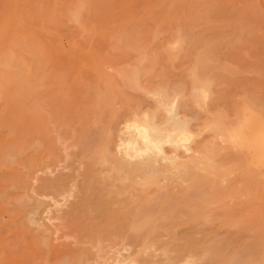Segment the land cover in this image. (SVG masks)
I'll return each mask as SVG.
<instances>
[{"label": "rangeland", "instance_id": "1", "mask_svg": "<svg viewBox=\"0 0 264 264\" xmlns=\"http://www.w3.org/2000/svg\"><path fill=\"white\" fill-rule=\"evenodd\" d=\"M29 68L45 70L41 88L33 85L31 106L36 111L40 103L41 129L54 130L59 157H47L52 141L45 142L39 153L43 158L36 164L42 169L29 188L45 206L41 221L53 230L52 255L39 240H31L34 225L15 221L21 213L0 221L6 241L14 242L12 246L22 242L18 252L24 243H32L35 252L24 253L27 264H264V155L258 164H250L244 153L235 152L245 165L235 153L231 158L228 151L236 150L235 140L227 141L220 130L236 129L246 116L264 123V0H0V216L6 219L17 214L21 202H15L24 197ZM133 124L155 134L173 129L178 151L187 153L185 163L174 160L168 171L154 172V150L140 142ZM135 136L140 141L128 143ZM227 142L234 147L227 149ZM162 144L169 150L173 143ZM134 145L143 150L137 153ZM128 160L133 167L138 160L147 166L135 171ZM241 172L247 174L242 177ZM58 176H69V184L64 181L68 190L63 183V194L46 189L48 193L40 195L41 180ZM219 184L221 189L225 185L223 192ZM205 187L214 191L207 193ZM133 198L148 214L152 205L157 213L160 203L167 208L169 200L180 203L166 212L162 207L146 224L148 214L141 215L136 245L128 237L135 232L133 224L118 219V204L130 206ZM211 198L217 205L207 203ZM221 198L225 205L219 203ZM153 199L159 205L151 204ZM70 201H81L83 209L90 210L75 216L82 234L67 235L62 228L64 220L73 219L63 218ZM197 207L201 210L196 212ZM103 208L107 212L94 216Z\"/></svg>", "mask_w": 264, "mask_h": 264}, {"label": "bare ground", "instance_id": "2", "mask_svg": "<svg viewBox=\"0 0 264 264\" xmlns=\"http://www.w3.org/2000/svg\"><path fill=\"white\" fill-rule=\"evenodd\" d=\"M31 69V70H30ZM44 73H45V70L44 69H33V68H29V70H28V73H27V78H28V81H27V85H28V90H27V92H28V110H29V114H28V129H24L25 130V140H26V145L28 146V150L26 151V157H27V162H25L24 163V169H25V171H24V183H22V186L21 187H23L22 188V190H23V195H24V197L22 198V199H19L18 200V202H15V203H19V201L21 202L20 204H18V207H16V209H18L17 210V214H10V212H9V217H7V219L6 218H4L3 217V215L2 216H0V221L1 222H8L7 220H10L11 218H13V216H15V215H18L19 213H21V215H19V216H15L14 218H16L17 220H15V221H17V222H20V224H28V226L30 227L31 225H29V224H32V225H34V227L33 228H31L32 229V233H31V235H30V237H31V240L33 241V242H35V243H37L38 242V240H39V242H41L46 248H48V252H51L52 250V247L50 248V237H49V234L53 231L50 227H48L45 223H43L42 221H41V218H42V216H41V213L43 212V210L45 209V206H43L42 205V201L41 200H39V199H35V198H33V196L30 194V192H29V188H32L31 187V184H32V182H31V179L32 178H35V173H36V171L37 170H39V169H42L39 165V167L38 166H36V164L38 163V161H40L43 157H41L40 155H39V153L43 150V147H44V144H45V142H48V141H52L51 143H52V146H51V148H50V150H49V148L47 149V157L49 158L50 156V158H53L52 160H54V159H56V160H58V157H59V155H56V151H55V149L56 148H58V144H56L55 143V139H56V134H54L53 133V129H41V126H42V123H43V111L41 110V106L39 105L40 103H38L37 104V108H36V111H34L33 110V107L31 106V104L33 103V100H32V94H33V85L34 84H37V87H38V89H40L41 87L40 86H42V84H43V79H44ZM41 75H42V77H41ZM253 109V108H252ZM261 113V112H260ZM177 116V115H176ZM175 116V118H174V120L175 119H177V120H179L178 119V117H176ZM246 118H250V117H245L244 119L245 120H243L241 123H238L237 124V127H236V129H225L226 131L224 132V129H220L223 133H224V135L226 134V136H227V141H229V142H232L233 143V140H235V147L231 144V145H228V144H230L229 142H227L226 143V145H228V147H227V149H232L231 147L229 148V146H233L236 150L234 151V152H232V154H231V151H228L229 152V155L231 156V155H234L233 153H239V155L241 154V153H244V157H246V158H248V160H249V163L250 164H252V163H256V161L258 160V159H260V158H262V155H264V123L263 122H261V121H259V119L257 120V118L256 119H246ZM36 123H37V125H39V127H38V129H36L35 128V125H36ZM134 126H135V128H137L136 129V131H137V133H135V135L136 134H139L140 133V135H141V138H142V140L143 141H140V139H137V137L135 138L134 137V139L132 138V140L130 141V142H128V143H130L131 145H133V144H135V143H138L139 141L141 142V143H145V145L146 146H150L151 148H153V150H154V155H153V157H152V162H151V168L154 170V172H156V173H163V171L165 170V171H168V168H169V166L170 165H172V163H174L175 161L174 160H177V161H180L179 162V164H181V165H183L184 163H185V161H184V157H187V153H186V151H184L183 153H180L181 151L177 148V147H179L178 146V144H176V143H178L177 142V136H178V134H175L174 133V130L172 129V130H169L168 132H164L163 134H161V133H158V131L159 130H157V133L158 134H155V133H151V132H149V129H147V127L146 126H144L143 124H138V125H136V124H133ZM23 131V130H22ZM219 133V135H220V131L218 132ZM223 135V134H222ZM225 136V137H226ZM214 138V137H213ZM224 138V137H223ZM137 139V140H136ZM222 139V138H221ZM229 139V140H228ZM120 140V139H119ZM224 140H226V139H224ZM163 142H170V143H175L172 147L170 146V149L169 150H166V148L163 146ZM177 145V146H176ZM224 145V144H223ZM120 146V145H119ZM10 147V146H9ZM134 147V149L136 150V152L138 153L141 149L143 150V147H141L140 149L138 148V147H136L135 145L133 146ZM117 148V147H116ZM172 148V149H171ZM219 148V147H218ZM224 148V147H223ZM222 147H221V151H222V149H223ZM118 149V148H117ZM185 149H187V148H185ZM220 149V148H219ZM180 152H179V151ZM190 150V149H189ZM223 150H225V151H223L225 154V156L228 154L227 153V150L226 149H223ZM220 151V150H219ZM220 151V152H221ZM196 152V151H195ZM216 152V151H215ZM27 153H28V155H27ZM118 153V152H117ZM227 153V154H226ZM235 153V157H238V155ZM119 154V153H118ZM127 154V153H126ZM194 154V153H193ZM197 154V153H196ZM195 154V155H196ZM221 154V153H220ZM212 155V154H211ZM223 155V154H222ZM237 155V156H236ZM126 156V155H125ZM213 156V155H212ZM229 156V157H230ZM242 156V155H241ZM10 157H11V155H10ZM56 157V158H55ZM146 157V156H145ZM224 157V156H223ZM129 158V157H128ZM143 158V157H142ZM228 158V157H227ZM231 158H232V156H231ZM234 158V157H233ZM238 158H242V157H238ZM11 159V158H10ZM131 160H133V158H130ZM141 159V158H140ZM148 159H150V158H148ZM230 159V158H229ZM235 160H237V158H234ZM240 159H238V160H240ZM242 159H244V158H242ZM241 159V160H242ZM12 160V159H11ZM55 160V161H56ZM163 160V161H162ZM188 160V159H187ZM211 160H212V158H211ZM237 160V161H238ZM262 160V159H261ZM134 161V160H133ZM243 162V164L245 165V160H242ZM58 162V161H57ZM137 162V161H136ZM135 162V163H136ZM162 162V163H161ZM123 163V162H122ZM128 163H130L129 162V160H128ZM132 163V162H131ZM131 163H130V165H131ZM233 163H235L234 161H233ZM263 162H261V164H262ZM121 164V163H120ZM124 164H127V163H124ZM146 164V163H145ZM256 164H258V163H256ZM116 165V164H115ZM133 165H135L136 167H137V169H135V171L137 170H140V169H142L143 167H145V166H147V165H145L144 166V164L141 162H139V160H138V163H136V164H133ZM180 165V166H181ZM120 166V165H119ZM125 166V165H124ZM132 166V165H131ZM135 166L133 167L132 166V169L133 168H135ZM179 166V167H180ZM248 166V165H247ZM17 167V166H16ZM69 167V166H68ZM127 168H129L128 167V165L126 166ZM222 167V166H221ZM225 167V166H224ZM119 168H121V167H119ZM223 168V167H222ZM16 169V168H15ZM73 169V168H72ZM123 169L126 171V168H124L123 167ZM203 169V168H202ZM210 169V168H209ZM246 169H248L247 170V172L249 173L250 171H252L253 172V169H251L250 170V168H246ZM129 170V173L131 172L130 170L131 169H127V171ZM149 170H150V168H149ZM178 170V169H177ZM176 170V171H177ZM126 171V172H127ZM134 171V172H135ZM231 171V170H230ZM20 172V171H19ZM22 172V171H21ZM214 172V171H213ZM235 172V171H234ZM244 172V171H243ZM251 172V173H252ZM70 173V172H69ZM68 173V175H70ZM133 173V172H132ZM136 173H138V172H136ZM250 173V174H251ZM254 174H255V171L253 172ZM252 173V174H253ZM261 172H259V173H257V174H260ZM115 174V173H114ZM133 174H135V173H133ZM172 174V173H171ZM243 174H247V173H243ZM243 174H242V172H241V176L243 177ZM60 175V174H59ZM82 175V174H81ZM132 175V174H131ZM64 176V175H63ZM125 177H126V174L124 175ZM134 176V175H133ZM175 176V175H174ZM214 176V175H213ZM216 176V175H215ZM226 176V175H225ZM249 176V175H248ZM128 177H129V175H128ZM128 177H126V178H128ZM135 177V176H134ZM166 177V176H165ZM246 177H247V175H246ZM66 179H64V177H60V176H58V177H55V178H53V179H50V178H46V179H42L41 181L42 182H40V184H39V187L42 189V192L40 191V195L43 193H45L46 191V189H49L50 191V193H52L53 194V192H61L60 194H63L62 193V191H63V188H62V186H63V183H64V181L66 180V183L67 184H69L68 183V179L67 178H69V176L67 177H65ZM83 178V177H82ZM81 178V179H82ZM123 178V177H122ZM257 178V177H256ZM129 179V178H128ZM162 182H164V179H163V177L161 178H159ZM229 178H227V180H228ZM233 179V178H232ZM236 179V178H235ZM22 180V181H23ZM160 180L158 181V182H160ZM227 180H226V182H227ZM241 180V179H240ZM245 180H246V178H245ZM69 181H70V179H69ZM258 179H256V183L255 184H257L258 182ZM31 182V183H30ZM176 182V181H175ZM239 182V181H238ZM66 183H64L65 184V186H64V188H66V186H68V185H66ZM195 183V182H194ZM225 183V182H224ZM240 183V182H239ZM242 183V182H241ZM114 184V183H113ZM167 183H165V185H166ZM189 184V183H188ZM187 184V185H188ZM226 184H228V183H225V185ZM191 186H192V188H193V186H196L197 184H194V185H192V184H190ZM218 185V184H217ZM217 185H216V187H217ZM222 186V184H219V189L223 192L224 190V188H225V185L223 184V189H221V186ZM74 186V185H73ZM78 186V185H77ZM80 186V185H79ZM87 186V185H86ZM112 186V185H111ZM125 186V185H124ZM168 186V185H167ZM170 186H172V185H170ZM174 186V185H173ZM191 186H189V188L191 189ZM204 185H202V187H203ZM210 186V185H209ZM227 186V185H226ZM247 186V185H246ZM250 186V185H249ZM83 187H85V184L83 185ZM163 187V186H162ZM161 187V188H162ZM175 187V186H174ZM185 187L186 186H184V189H185ZM211 187V186H210ZM210 187H208V188H210ZM216 187H213L212 186V188H214V190H215V188ZM79 188V187H78ZM88 188V187H87ZM121 188V187H120ZM181 188V187H180ZM196 189H197V187H195ZM206 189L204 190L205 192H209V193H211L212 192V190L213 189H208L207 187H205ZM218 188V187H217ZM216 188V189H217ZM40 189V190H41ZM67 189V188H66ZM66 189H64V190H66ZM71 189V188H70ZM69 189V190H70ZM75 189V188H74ZM81 189H82V187H81ZM119 189V188H118ZM123 189H125V188H123ZM163 189V188H162ZM166 189V188H165ZM170 189V188H169ZM200 189V188H199ZM199 189H197V191H199ZM204 189V188H203ZM218 189V190H219ZM230 189V188H229ZM264 189V188H263ZM52 190H53V192H52ZM68 190V189H67ZM85 192H84V195L86 196V198H87V200H89V198H90V196H88L89 194V192L87 193V195H86V192H87V190L88 189H86L85 188ZM168 189H166V191H167ZM189 190V189H188ZM195 190V189H194ZM193 190V191H194ZM209 190V191H208ZM213 190V191H214ZM218 190L216 191V193L218 192ZM219 190V191H220ZM73 191V190H72ZM81 191V190H80ZM158 191V190H157ZM162 191H164V190H162ZM161 191V192H162ZM189 191H191V190H189ZM188 191V197H186L185 198V200L187 201V198L189 199L190 197H191V193ZM197 191H195V192H197ZM220 191V193L218 192L216 195H219V194H222V192ZM245 191V190H244ZM248 191V190H247ZM38 192H39V190H38ZM55 192V193H56ZM65 192V191H64ZM74 192V191H73ZM122 192H124V190L122 191ZM122 192H118L119 194L121 193V194H123L121 197H123L124 196V194L125 193H122ZM34 193V192H33ZM46 193H48V192H46ZM45 193V194H46ZM79 194H80V192H78ZM159 193V192H158ZM166 194L168 193V192H165ZM165 193H163V196H165V198H168V197H166V194ZM207 193H203L202 191H201V194L202 195H204V194H207ZM246 193V192H245ZM57 194V193H56ZM56 194H53V195H56ZM71 194V193H70ZM79 194L77 195V196H79ZM112 194V193H111ZM110 194V195H111ZM119 194H117L119 197H120V195ZM130 194V193H129ZM135 194V193H134ZM165 194V195H164ZM170 194H171V191H170ZM182 194H184V193H182ZM193 194V196H192V198L194 197V195H195V197L194 198H196V194L193 192L192 193ZM197 194H199V193H197ZM201 194H199V195H197V198L198 197H200V196H202ZM212 194H214V193H212ZM211 194V195H212ZM227 194V193H226ZM225 194V195H226ZM81 197L82 198H85V196H82L83 195V193L81 192ZM91 195V194H90ZM93 195V194H92ZM158 195V194H157ZM181 195V194H180ZM186 195H187V193H186ZM189 195H190V197H189ZM215 195V194H214ZM224 195V196H225ZM236 195V194H235ZM18 196V195H17ZM71 196V195H70ZM76 196V198L75 199H78V197ZM127 196V195H126ZM136 196V195H135ZM134 196V197H135ZM169 196V195H168ZM172 196V198H173V195H171ZM207 196V195H206ZM220 196V195H219ZM254 196V195H253ZM73 197V196H72ZM80 197V198H81ZM89 197V198H88ZM94 197V196H93ZM113 198H114V196H112ZM118 197V198H119ZM129 197V196H128ZM137 197V196H136ZM156 199H158L157 197H156V195L154 196ZM159 197V196H158ZM222 197V196H221ZM225 197H227V196H225ZM228 197H230L229 196V194H228ZM82 198H81V200H82ZM109 198V197H108ZM113 198H112V200H113ZM124 198H126V197H124ZM164 197H162V196H160V199H163ZM164 198V199H165ZM180 198V197H179ZM193 198V199H194ZM201 198V197H200ZM199 198V199H200ZM51 199H54L55 200V197L54 198H51ZM61 199V198H60ZM91 199V198H90ZM94 199H99V198H94ZM103 199V198H102ZM121 200H123L122 198H120ZM120 199H118V200H120ZM199 199H196V201L197 200H199ZM212 199V198H211ZM215 198H213L212 199V201H210V199H209V201L207 200V203L209 204V205H217L216 204V202H213V200H214ZM230 199V198H229ZM80 200V199H79ZM110 200V199H109ZM128 200V199H127ZM132 202H131V205L129 206V205H127V206H129V207H127V206H124L123 205V202H121V204L119 205L118 204V208H119V212L117 211V207H116V209H115V211H114V209H113V214L115 213H117L118 212V214L120 215V217H118V219L120 218V220H121V223L122 222H124L125 220L128 222H130V223H132L133 224V230L132 231H135V232H132L129 236L128 235H126V236H128V237H133L134 239L133 240H131V242L132 243H134V244H136L135 242L138 240L137 239V236H139L138 238H140V235H137L138 234V231H139V229L143 226V224H146V222L149 220L150 222L153 220V217H154V215L156 216V214H158V213H160V210L162 211V207H163V209L165 210L164 212H166L167 210H168V208L169 209H171L172 207H176V205H174V204H178V203H180V202H175V203H172V201L174 202L175 200L174 199H172V200H169V202H170V204L169 203H167L168 205H173V206H169L168 208H167V206H166V204L164 205V206H166V207H164L163 205H161V203H160V206H162L160 209L158 208V211L159 212H157L156 213V211H157V208L156 209H151V208H153L154 207V205H152L153 207H149V211L148 212H150L151 213V215H150V213L148 214L147 212H145V208H141L142 206H143V204H142V206L140 205V206H138L137 205V200H135L134 198H133V200L132 199H130ZM184 200V199H183ZM185 200H184V202H185ZM195 200V199H194ZM201 200V199H200ZM216 200V199H215ZM218 200V199H217ZM220 201H219V203L221 202V200H222V202L221 203H223V205H225L224 203H226L227 201H224L222 198L221 199H219ZM93 200L91 199V202H92ZM98 201H100V200H98ZM97 201V202H98ZM107 200H105V198H104V202H101V204H104L105 202H106ZM114 202H115V200H113ZM154 201V202H153ZM153 201L151 202V204L153 203H156L157 205H159V200H158V202L157 201H155V199H153ZM164 201V200H163ZM166 202H168V200L166 199L165 200ZM164 201V202H165ZM176 201H179V200H177L176 199ZM182 201V200H181ZM188 201H191V199L190 200H188ZM242 201V200H241ZM84 202H85V200H84ZM89 202V201H88ZM97 202H95L94 201V203H97ZM112 203V204H116L117 205V203L115 202V203ZM183 202V201H182ZM198 202V201H197ZM237 202V201H236ZM258 202V201H257ZM56 203V202H55ZM83 203V202H82ZM81 203V201H70V204H69V208L67 209V210H65V213L64 214H66V215H63V216H65V217H63V218H65V219H67V218H69V217H72L73 219L72 220H68V221H66V220H64V222H62V228L64 227L65 228V230H66V233H65V230H64V233L65 234H71L72 232H76V231H78V232H80V230L79 229H81L80 228V226H79V222L78 223H76L75 221H79L78 220V218H79V215L78 214H80V213H82V212H80L81 210H84L83 209V207H84V203L82 204ZM107 203V202H106ZM105 203V204H106ZM118 203H120V202H118ZM218 203V202H217ZM218 203V204H219ZM233 203V202H232ZM239 203V202H238ZM86 204V203H85ZM98 204H99V202H98ZM96 205V209L99 207V205ZM101 204H100V206H101ZM105 204H104V207H105ZM125 204V203H124ZM130 204V203H129ZM208 204H207V206H208ZM260 204V203H259ZM12 205V204H11ZM90 205H92V204H90ZM89 205V206H90ZM147 205V204H146ZM145 205V206H146ZM237 205V204H236ZM98 206V207H97ZM103 206V205H102ZM107 206H110V204L109 205H107ZM115 205H113V207H114ZM120 206H121V208H120ZM144 206V207H145ZM151 206V205H150ZM156 206V205H155ZM239 206V205H238ZM60 207V206H59ZM93 207V206H92ZM111 207V206H110ZM132 207V208H131ZM174 207V208H175ZM225 207V206H224ZM91 208V207H90ZM131 208V209H130ZM155 208V207H154ZM167 208V209H166ZM198 208L201 210V208L200 207H197V209H196V212L198 211ZM208 208H209V206H208ZM214 208H215V206H214ZM63 209V208H62ZM93 209V208H92ZM95 209V208H94ZM94 209H93V211H94ZM95 209V210H96ZM144 209V210H143ZM237 209V208H236ZM86 210V212L87 211H90V210H87V209H85ZM98 210V209H97ZM148 210V209H147ZM172 210V209H171ZM178 210V209H177ZM176 210V211H177ZM193 210H195V209H193ZM208 210H210V209H208ZM234 210V209H233ZM242 210V209H241ZM103 211H106L107 212V209L106 208H103V209H101V211L99 210V214H95L94 216H98V215H100V214H104V212ZM112 211V210H111ZM154 211V212H153ZM168 211H170V210H168ZM231 211V210H230ZM80 212V213H79ZM105 212V213H106ZM121 212V213H120ZM153 212V213H152ZM45 213V212H44ZM56 213H58L57 211H56ZM89 213V212H88ZM96 213V212H95ZM156 213V214H155ZM177 213V212H176ZM206 213V212H205ZM205 213H203V214H205ZM216 213V212H215ZM76 214L78 215V218L75 220V216H76ZM83 214H84V212H83ZM111 216H112V214H111V212L109 213ZM108 214V215H109ZM117 214V215H118ZM143 214H145L144 216H146L147 214V216L145 217V220L143 219V217L144 216H142L141 217V215H143ZM168 214V213H167ZM171 214V213H170ZM172 214H173V212H172ZM187 214H189V213H187ZM207 214V213H206ZM228 214V213H227ZM59 215V214H58ZM87 215V214H86ZM190 215V214H189ZM82 215H80V217H81ZM88 216V215H87ZM116 216V215H115ZM165 216V215H164ZM168 216V215H167ZM207 216H208V214H207ZM207 216H206V218H207ZM53 217V216H52ZM77 217V216H76ZM89 217V216H88ZM100 217V216H99ZM102 217H104V216H102ZM117 217V216H116ZM50 218V217H49ZM82 218H84V217H81V219ZM86 219H88L87 217H85ZM93 218V217H92ZM96 218H98V217H96ZM106 218V217H105ZM111 219H113L112 217H110ZM165 218V217H164ZM175 218V217H174ZM210 218V217H209ZM71 219V218H70ZM94 219V218H93ZM110 219V220H111ZM115 219V218H114ZM141 219H143L144 220V223L142 224V226H139V224L141 223H139V221H141ZM166 219V218H165ZM187 219V218H186ZM18 220H20V221H18ZM49 220V219H48ZM105 220V219H104ZM116 220H117V218H116ZM116 220H114L113 222H115ZM119 220V221H120ZM123 220V221H122ZM142 220V221H143ZM172 220V219H171ZM96 221V220H95ZM101 221H102V218H101ZM118 221V220H117ZM119 221H118V223H119ZM126 221H125V223H126ZM155 221V220H154ZM177 221V220H176ZM175 221V222H176ZM82 224H83V226H85L84 225V223L85 222H83V220L82 221H80ZM113 222H110V223H113ZM157 222V221H156ZM89 223V222H88ZM115 223H117V222H115ZM129 223V225H131ZM160 223V222H159ZM24 224V225H25ZM82 224H81V226H82ZM86 224V223H85ZM97 224V223H96ZM95 224V225H96ZM99 224V223H98ZM137 224V225H136ZM92 225V224H91ZM110 225V224H109ZM128 225V226H129ZM158 225V224H157ZM164 225V224H163ZM60 226V225H59ZM87 226H89V225H87ZM122 226V225H121ZM193 226H195V225H193ZM25 227V226H24ZM32 227V226H31ZM86 227V226H85ZM84 227V228H85ZM140 227V228H139ZM150 227V226H149ZM152 227H153V225H152ZM163 227V226H162ZM166 227H168V225L166 226ZM173 227V226H172ZM175 227V226H174ZM7 228H10V227H7ZM90 228V227H89ZM88 227L87 228H85V230L86 229H89ZM147 228V227H146ZM158 228V227H157ZM156 228V229H157ZM2 229H3V227H2ZM1 228H0V264H27V262H26V256H25V250L26 249H29L30 251H32V252H35V249H33V247L31 246V244H29V246L27 245V244H23L22 246V248L20 249V251L18 252V250L19 249H17V246L19 247L20 245H21V243H16L17 244V246L15 245V246H12L13 245V243L12 242H10V241H6V236L4 235L5 233H1V230H2ZM19 229H21V228H19ZM25 229V228H24ZM23 229V230H24ZM29 229V228H28ZM55 229H58V228H55ZM114 229V228H113ZM121 229H125L124 228V226L123 227H121ZM120 229V230H121ZM159 229V228H158ZM185 229V228H184ZM183 229V230H184ZM187 229V228H186ZM185 229V230H186ZM194 229V228H193ZM82 230L84 231V229L82 228ZM82 230H81V232H82ZM119 230V229H118ZM126 230V229H125ZM137 230V231H136ZM152 230V229H151ZM184 230V231H185ZM25 231V230H24ZM183 231V232H184ZM196 231V230H195ZM198 231V230H197ZM199 231H201V230H199ZM12 232V231H11ZM80 232V233H81ZM87 232V231H86ZM127 232V231H126ZM153 232V231H152ZM156 232V231H155ZM209 232V231H208ZM207 232V233H208ZM122 233V232H121ZM203 233V232H202ZM14 234V233H13ZM64 234V235H65ZM82 234V233H81ZM199 234V233H198ZM218 234V233H217ZM27 235V234H26ZM84 235V234H83ZM112 235V234H111ZM149 235V234H148ZM204 235V234H203ZM205 235H206V233H205ZM220 235H221V233H220ZM76 236V235H75ZM199 236H201V235H199ZM82 237V236H81ZM79 238V237H78ZM127 238V237H126ZM154 237H152L151 239H153ZM191 238V237H190ZM16 239V238H15ZM83 239H84V237H83ZM147 239V238H146ZM208 239V238H207ZM9 240H11V238L9 239ZM18 240V239H17ZM86 240V239H85ZM103 240V239H102ZM188 240V239H187ZM190 240V239H189ZM208 240H210V239H208ZM22 241V240H21ZM26 241V240H25ZM89 241V240H88ZM115 241V240H114ZM99 242V241H98ZM131 242H129V244H132ZM144 242V241H143ZM209 242V241H208ZM28 243V242H27ZM146 243V242H145ZM153 243V242H152ZM195 243V242H194ZM215 243V242H214ZM218 243V242H217ZM52 244H54V243H52ZM69 244H71V242L69 243ZM76 244V243H75ZM211 244V243H210ZM222 244V243H221ZM35 245V244H34ZM54 245H56V244H54ZM53 245V246H54ZM67 245H68V243H67ZM67 245H66V247H67ZM137 245V244H136ZM147 245V244H146ZM218 245H220V244H218ZM62 246H64V244H62ZM70 246V245H69ZM76 246V245H75ZM216 246H217V244H216ZM55 247V251H56V246H54ZM53 247V248H54ZM123 247V246H122ZM200 247V246H199ZM204 247V246H203ZM220 247V246H219ZM34 248H35V246H34ZM50 248V249H49ZM61 248V247H60ZM72 248V247H71ZM104 248V247H103ZM120 248V247H119ZM127 248V247H126ZM205 248H207V247H205ZM213 248H215V246L213 247ZM74 251L73 252H75V249H76V251H78L79 249L78 248H72ZM112 249V248H111ZM123 249H124V247H123ZM218 249V248H217ZM59 249L57 248V251H58ZM61 250V249H60ZM92 250V249H91ZM108 250V249H107ZM135 250V249H134ZM206 250V249H205ZM221 250H222V248H221ZM55 251H54V253H55ZM66 251V250H65ZM117 251V250H116ZM207 251V250H206ZM223 251V250H222ZM59 252V251H58ZM102 252H103V250H102ZM225 251H223V253H224ZM65 253V252H64ZM66 253H69L68 251H66ZM133 253V252H132ZM209 253L211 254V252L209 251ZM209 253H207V255L209 254ZM214 254H215V252H213ZM229 253V252H228ZM49 254H51L52 255V252L51 253H49ZM82 254V253H81ZM81 254H80V256H78V259H79V257H81ZM117 254V253H116ZM119 254V253H118ZM209 254V255H210ZM216 254H217V252H216ZM227 254V253H226ZM69 255H70V253H69ZM208 255V257H210ZM212 255V254H211ZM219 254H217V256H218ZM61 256V255H60ZM222 256H223V254H222ZM227 256V255H226ZM229 256H231L230 254H229ZM52 257V256H51ZM56 256L54 255V258H55ZM69 257H71V256H69ZM73 257V256H72ZM85 257V256H84ZM101 257V256H100ZM213 257H214V255H213ZM54 258H53V260H54ZM58 258V257H57ZM211 258V257H210ZM215 258V257H214ZM218 258V257H217ZM71 259V258H70ZM219 259V258H218ZM228 260V259H227ZM63 261V260H62ZM70 261V260H69ZM229 261V260H228ZM76 262V264L78 263V261H75ZM67 263H68V261H67Z\"/></svg>", "mask_w": 264, "mask_h": 264}]
</instances>
